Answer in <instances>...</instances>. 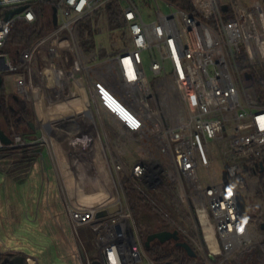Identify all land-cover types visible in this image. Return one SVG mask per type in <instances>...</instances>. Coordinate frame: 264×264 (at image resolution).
<instances>
[{
    "label": "built area",
    "instance_id": "1",
    "mask_svg": "<svg viewBox=\"0 0 264 264\" xmlns=\"http://www.w3.org/2000/svg\"><path fill=\"white\" fill-rule=\"evenodd\" d=\"M45 1L57 8V24L29 42L16 61L4 51L10 28L18 21L33 25L38 19L33 3L44 0H0V77L16 73L18 93L31 104L34 116L44 107L55 114L56 127L77 121V114L92 124L96 111L88 95L94 50L86 53L81 46L82 24L117 2L125 28V47L98 70L130 117L114 113L124 127L116 142L107 140L116 170L126 173L127 179L121 180L124 199L109 198L91 206L69 202L73 227H91L99 253L94 259L80 245L81 263L157 264L146 251L125 188L131 183L146 193L145 188L158 185L160 178L161 185L175 184L179 200L190 204L200 238H189L204 264H226L237 252L253 247L254 231L243 198L255 192L258 180L253 177L259 179L263 171L264 100L256 91L253 73L264 62V2L246 5L231 0L224 11L220 0H188L193 10L162 0L170 8L164 12L160 0H155L157 18L148 22L136 0ZM20 7L21 12L6 19ZM228 11L231 20L225 19ZM42 49L48 59L40 61L38 74L34 64ZM242 55L254 71L251 79L239 69ZM74 100L84 105L75 107ZM67 110L74 114L58 117ZM81 127L83 132L85 126ZM124 137L136 141L140 150L130 170L124 162L129 151ZM46 141L44 134L35 140L16 135L9 144L0 139V150ZM114 206L119 207L115 213L97 217ZM26 260L39 264L33 256Z\"/></svg>",
    "mask_w": 264,
    "mask_h": 264
},
{
    "label": "rangeland",
    "instance_id": "2",
    "mask_svg": "<svg viewBox=\"0 0 264 264\" xmlns=\"http://www.w3.org/2000/svg\"><path fill=\"white\" fill-rule=\"evenodd\" d=\"M136 1L145 15L146 21L150 22L157 18L155 0ZM220 1L225 4L231 2V0ZM240 1L246 5H251L256 0ZM262 1L264 2V0ZM179 3L183 6H188L189 4L188 0H179ZM159 5L164 12L170 10L162 0L159 1ZM91 18L92 26L96 29V35L94 36L96 49L89 62V65L93 66L94 70L89 71L90 73L88 72L90 84L88 95L91 105L100 113V116H104V119L109 113L117 112L125 119L130 120L125 107L101 81L98 71L107 58L116 56L125 47V28L124 26L118 29L110 28L106 8ZM122 22H124L123 17ZM38 54L34 64V71L40 74L39 63L43 58L48 59V54L44 49ZM103 54H108V57L101 59L100 56ZM260 60L258 59L259 62H261ZM261 63L260 66L264 69V62ZM149 64V60H146V69L150 74ZM7 83L10 87L14 84L12 79L7 80ZM81 104L82 106L84 105V103ZM42 110L44 117L47 116V111H44V107ZM42 113L39 111L38 116H35V123L39 122L40 126L38 128L44 131ZM110 116L113 117V115ZM39 136L41 137V135ZM125 140L128 143L131 142L130 146L128 144V154L133 157L137 156L136 147L138 144L136 145V141L132 142L128 138H125ZM40 155L44 156V154L39 153L38 148L17 151L0 150V202L2 204L0 211L3 214L12 202L13 205L14 202H18V212H15L12 223L13 230L10 233L3 230L6 227L3 225V219L1 220L0 218V256H6L7 253H15L11 251V248L13 249L15 245L21 244L22 240L23 244L20 246L23 251L34 255L40 264H82L79 258L80 245L93 255L94 259L99 258L91 227H80L76 230L65 209L63 207L57 209L54 196L49 198L46 190H44L43 195L41 194L39 190L40 181L42 176H44L45 167L44 162H41ZM132 163H129L128 167H132ZM122 176L123 180L127 179L124 174ZM253 178L258 180L255 192L250 195L245 194L243 200L246 216L254 231L255 243L253 247L237 252L228 263L253 264L254 262L256 264H264V231L261 229V224L264 222V198L257 195L261 177L259 179H257L258 177ZM28 185L37 187V192L29 195L30 197H27V194L25 195L24 193L17 194L19 190L23 192ZM128 185H131V183H128ZM132 188L145 197V201L138 202V213L131 208L136 225L142 236H148L151 233L169 228L167 230H178L181 240L190 244L192 243L190 238L196 240L200 238V232L196 226V216L191 211L190 204L179 200L178 189L175 184L164 183L159 189L154 190L145 188L146 193L134 186ZM125 195L128 199L126 192ZM122 197L124 199V194ZM58 202L59 205L63 202L61 197L58 198ZM42 206L44 211L41 209ZM11 244H14V246Z\"/></svg>",
    "mask_w": 264,
    "mask_h": 264
},
{
    "label": "crops",
    "instance_id": "3",
    "mask_svg": "<svg viewBox=\"0 0 264 264\" xmlns=\"http://www.w3.org/2000/svg\"><path fill=\"white\" fill-rule=\"evenodd\" d=\"M110 115H113V117ZM75 118L77 121H69L73 124L67 125L64 129H58L55 126V114L47 112V116L44 117V131L34 124L35 136L39 138V135L42 136L44 134L47 141L44 144H38L30 148H38L39 153L44 154V156L40 155L41 162H44L45 167L44 176H42L40 181L39 190L41 194L43 195L44 190H46L49 198L54 196L57 209L63 207L66 214H68L69 202L91 206L109 198L122 197V174L126 176L125 172L116 170L113 161L114 150L107 142L108 139L116 142L120 138V129L124 127V124L116 121L114 113H109L104 119V116H100V113L93 111L92 124L84 121L82 115L77 114ZM81 125L85 126L84 130H82L84 133L81 132ZM67 129L71 130V132L67 133ZM125 138L127 137L122 139L130 146L131 142L128 143ZM135 143L137 145V142ZM136 149L137 156L133 157L129 154L124 156L127 170L133 167L140 156L138 146ZM131 162H133L132 167H128ZM36 189L38 188H35L34 185H28L23 192L19 190L17 194L24 193L25 195L27 194V197H30L29 195L37 192ZM59 197L63 200L60 205L58 202ZM17 203L14 202V205L13 202L12 204L10 203L11 205L5 209L3 214L0 211V218L1 220L3 219V225L7 228L3 230L9 231V233L13 230L12 223L15 212H18ZM1 206L0 202V210ZM41 209L44 211L43 206ZM21 244H23L22 240ZM21 244L19 243L15 245V248H11V251L15 253H7L6 255L12 254L14 257H16L15 255L24 256L27 263V256H35L23 251ZM11 245L14 246V244ZM14 257L8 258L13 259Z\"/></svg>",
    "mask_w": 264,
    "mask_h": 264
},
{
    "label": "trees",
    "instance_id": "4",
    "mask_svg": "<svg viewBox=\"0 0 264 264\" xmlns=\"http://www.w3.org/2000/svg\"><path fill=\"white\" fill-rule=\"evenodd\" d=\"M179 3V0H172ZM35 9L38 12V19L33 25H30L24 21H18L14 23L10 28V35L7 40L4 51L9 53L11 57L18 61L20 52L26 48L29 42L37 40L45 33L49 32L53 28V8L50 3L44 0V2L33 3ZM193 10L188 4L184 6ZM108 14V20L111 29H118L124 26L122 22V10L117 2H113L106 7ZM226 20H231L233 15L230 11L224 14ZM92 18L87 19L79 30V38L81 46L86 53H90L96 49V43L94 36L96 35V29L92 26ZM108 57V54L100 56L101 59ZM44 63V58L41 59ZM238 66L243 73H253L251 65L248 63L245 55L239 57ZM254 86L260 97L264 100V69L259 68L258 73L254 74ZM2 82L0 83V138L11 143L16 135H23L29 140L37 139L35 136V129L32 123L35 121L34 111L31 104L18 93L16 85V73L8 72L1 76ZM13 80L14 84L10 87L7 80ZM34 145H29L25 148H6L7 151H17L22 149H29ZM133 185H128L125 188V192L128 196L131 208L137 212L138 202L145 201V197L138 194L134 190ZM257 195L264 198V160L263 171L260 181V186L257 191ZM138 213V212H137ZM165 228L163 230H167ZM142 236V235H141ZM143 241L147 239V236H142ZM149 256L157 264H204L202 256L197 253L196 257H191L187 254L183 247L176 244L175 241L170 240L165 243L159 241L152 242L151 246L146 249ZM14 257L12 254L6 256H0V264H2L6 257ZM232 264V263H226ZM253 264H256L253 262Z\"/></svg>",
    "mask_w": 264,
    "mask_h": 264
},
{
    "label": "water",
    "instance_id": "5",
    "mask_svg": "<svg viewBox=\"0 0 264 264\" xmlns=\"http://www.w3.org/2000/svg\"><path fill=\"white\" fill-rule=\"evenodd\" d=\"M222 9L224 11H227L228 10V4H223L222 5ZM22 10H23V7L11 10L7 14L6 19H10L15 13L21 12ZM52 18H53V23L56 25L57 21H58V10H57L56 7H53ZM246 77H247V79H251L252 78V74L247 73ZM1 82H2V79L0 77V83ZM73 114H74V112L72 110H67V111L60 112L58 114V117L59 118H67V117H71ZM69 124H73V123L65 121V122L61 123L57 128L58 129H64ZM32 126H34V123H32ZM2 141L5 142L4 140H2ZM5 143H7V142H5ZM162 182H163V180H162V178H160L159 182H158V185L149 186V188L150 189H155L159 185H161ZM118 210H119V207H113V208H110L109 210H102V211L97 213V217H104V216H106L108 214L115 213ZM261 229L264 231V222L261 224ZM156 240L159 241L160 243H165L167 241L173 240V241L176 242V244L178 246L183 247L189 256H191V257H196L197 256V253L194 250V248L191 246V244L188 243L187 241H182L181 240V235H180V232L178 230H163V231L154 232V233L149 234L147 236V239L144 242L145 247L149 248L151 246L152 242H154ZM212 258L214 259V257H212ZM2 264H27V263L25 261V257L24 256H16L13 259H10L8 257L5 258V260H4V262ZM93 264H101V263L99 261H94Z\"/></svg>",
    "mask_w": 264,
    "mask_h": 264
},
{
    "label": "bare ground",
    "instance_id": "6",
    "mask_svg": "<svg viewBox=\"0 0 264 264\" xmlns=\"http://www.w3.org/2000/svg\"><path fill=\"white\" fill-rule=\"evenodd\" d=\"M80 99H81V97H80ZM71 102H73V106L75 105V107L77 106L76 104H81V100H80V102H77L76 100H74V101H71ZM85 106H89V104L86 102V105ZM86 107V108H87ZM42 109L40 110V112L42 113ZM44 113H42V116L44 117V115H43ZM32 264H37L35 261H32Z\"/></svg>",
    "mask_w": 264,
    "mask_h": 264
}]
</instances>
